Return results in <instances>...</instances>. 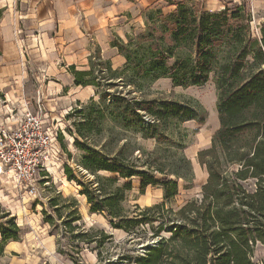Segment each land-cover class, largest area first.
<instances>
[{"label": "trees", "instance_id": "obj_1", "mask_svg": "<svg viewBox=\"0 0 264 264\" xmlns=\"http://www.w3.org/2000/svg\"><path fill=\"white\" fill-rule=\"evenodd\" d=\"M165 1L171 10L143 11V31L127 40L114 37L111 46L125 60L121 67L99 50L89 56L87 69L70 66L74 84L92 86L94 95L68 114L76 118L69 132L82 152V169L76 175L66 166V175L82 187L92 213H103L130 240L155 241L124 258L128 263L256 264V246L264 244V21L254 33L248 0L219 10L196 0ZM162 78L184 88L213 78L217 89L219 127L210 147L198 152L207 180L199 197L177 208L168 204L194 185L192 161L176 138L178 127L204 124L208 113L198 103L149 96ZM135 138L156 145L148 150ZM133 179L141 193L149 186L162 189V201L136 214L127 210ZM69 205L64 223L73 229L82 219L78 200L58 194L49 201L60 217ZM45 219L53 222L51 215ZM21 234L15 216L0 205V254ZM87 236L80 232L76 238L101 245V236L111 237L103 230Z\"/></svg>", "mask_w": 264, "mask_h": 264}, {"label": "rangeland", "instance_id": "obj_2", "mask_svg": "<svg viewBox=\"0 0 264 264\" xmlns=\"http://www.w3.org/2000/svg\"><path fill=\"white\" fill-rule=\"evenodd\" d=\"M202 2L207 8H220L233 6L241 0H196ZM252 15V30L259 32V26L264 21V0H248ZM165 11L172 7L164 1ZM7 11L4 0H0V31L8 33L12 27L6 21ZM14 33L21 38L18 42L20 56L15 57L10 50L4 47L5 42L0 41V125L5 115L11 111L17 113L20 105L14 101L13 67L21 61L26 64L28 71V88L25 96L32 111L38 109V102L46 105L49 113L48 123L58 129V151L50 158L47 169L42 170L33 185L19 184L12 177L0 175V205L15 216L18 225L22 228L21 238L6 244L4 254H0V264H132L124 258L141 254L144 246L155 242L147 237L144 241L130 240L131 236L112 227L103 213H92L86 196L80 194L82 187L76 181L69 180L65 167L69 166L79 174L82 168L78 165L81 150L74 144V137L69 130L73 129L76 118H68V114L79 103L89 101L86 88L76 86L73 80L66 75H57L56 67H65L72 76L70 66L62 57L52 58L41 53L39 48L43 44L40 40L28 41L24 31L13 25ZM98 51L95 47L94 53ZM88 59V58H87ZM105 59H109L106 57ZM115 68L121 67L124 59L115 55L111 58ZM85 64L75 65L77 69H87L89 59ZM56 66V67H54ZM12 67V68H11ZM14 92V93H13ZM149 96L166 97L180 101L200 104L208 113L204 124L196 121L181 123L178 127L179 138L184 143L182 153L191 159L194 168V185L190 189H183L180 194L169 203L177 208L187 200L200 196L201 187L207 180V171L198 161V152L210 147L214 132L219 127L217 112V89L213 78L203 86L177 87L170 79L162 78L154 82L149 88ZM94 95V94H93ZM92 95V96H93ZM84 98L77 101V98ZM20 103V102H19ZM137 145L152 150L156 142L135 138ZM136 154H139L137 151ZM141 156V154H140ZM82 173H86L83 171ZM104 174V173H101ZM90 180L94 177L88 174ZM34 188V192L31 190ZM58 194L64 198L73 197L78 200L81 220L74 221L71 229L65 225L67 212L71 205L61 208L62 217L52 212L49 201ZM163 191L160 188L149 186L145 193L140 191V182L133 179V189L128 192L124 203L127 210L136 214L139 208H145L161 202ZM62 207V203L59 204ZM46 214L51 215L53 222L45 221ZM103 230L111 237L103 238L102 244L79 241L76 236L85 232L89 239L92 234ZM152 234L151 231L149 235ZM138 240V239H137ZM1 241V236H0ZM135 241V242H134ZM80 243V247L78 246ZM253 259L256 264H264V244L256 246Z\"/></svg>", "mask_w": 264, "mask_h": 264}, {"label": "crops", "instance_id": "obj_3", "mask_svg": "<svg viewBox=\"0 0 264 264\" xmlns=\"http://www.w3.org/2000/svg\"><path fill=\"white\" fill-rule=\"evenodd\" d=\"M165 0H4L7 18L12 29L8 33L0 31V41L15 57L20 56L18 42L20 36L14 33L13 25L24 31L28 41L43 42L39 50L52 58L62 57L69 65L85 64L89 56L98 48L103 58L111 59L118 50L111 46L115 36L127 40L132 33L144 30L143 11L160 5ZM170 7V6H168ZM171 8V7H170ZM207 8V7H206ZM219 10L220 8H207ZM125 61V60H124ZM56 67V66H54ZM12 68V67H11ZM13 90L15 103L21 104L16 114L28 106L26 88L29 80L24 61L13 67ZM57 75L73 76L65 67H56ZM86 88L88 97L94 94L92 86ZM84 98H77L83 101ZM20 102V103H19ZM10 114V113H9ZM5 115L1 124L6 122Z\"/></svg>", "mask_w": 264, "mask_h": 264}, {"label": "built area", "instance_id": "obj_4", "mask_svg": "<svg viewBox=\"0 0 264 264\" xmlns=\"http://www.w3.org/2000/svg\"><path fill=\"white\" fill-rule=\"evenodd\" d=\"M48 119L49 113L42 102H38L36 111L25 106L20 114L10 112L6 122L0 125V175L30 186L47 169L50 158L59 150V131Z\"/></svg>", "mask_w": 264, "mask_h": 264}]
</instances>
